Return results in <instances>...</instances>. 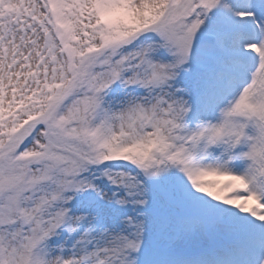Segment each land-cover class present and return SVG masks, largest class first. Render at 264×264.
Listing matches in <instances>:
<instances>
[{
  "label": "snow or ice",
  "instance_id": "1",
  "mask_svg": "<svg viewBox=\"0 0 264 264\" xmlns=\"http://www.w3.org/2000/svg\"><path fill=\"white\" fill-rule=\"evenodd\" d=\"M0 264H264V0H0Z\"/></svg>",
  "mask_w": 264,
  "mask_h": 264
},
{
  "label": "rangeland",
  "instance_id": "2",
  "mask_svg": "<svg viewBox=\"0 0 264 264\" xmlns=\"http://www.w3.org/2000/svg\"><path fill=\"white\" fill-rule=\"evenodd\" d=\"M207 179H209V180H213L212 178H210V177H208Z\"/></svg>",
  "mask_w": 264,
  "mask_h": 264
}]
</instances>
